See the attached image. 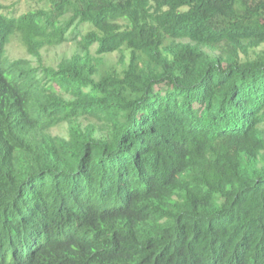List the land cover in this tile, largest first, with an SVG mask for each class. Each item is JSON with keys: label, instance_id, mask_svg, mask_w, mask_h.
<instances>
[{"label": "trees", "instance_id": "obj_1", "mask_svg": "<svg viewBox=\"0 0 264 264\" xmlns=\"http://www.w3.org/2000/svg\"><path fill=\"white\" fill-rule=\"evenodd\" d=\"M15 1L0 264H264V0Z\"/></svg>", "mask_w": 264, "mask_h": 264}, {"label": "rangeland", "instance_id": "obj_2", "mask_svg": "<svg viewBox=\"0 0 264 264\" xmlns=\"http://www.w3.org/2000/svg\"><path fill=\"white\" fill-rule=\"evenodd\" d=\"M6 4H10L13 0H4ZM16 8L18 11H23L24 9H28L30 7L36 6L35 0H18L15 1ZM74 51L73 42L64 43L62 45H58L55 47H51L48 50H43V57L47 63L54 64L57 60H59L62 56H69ZM8 55L11 57H27L34 61L31 55L26 54L21 47L17 44H12L9 46ZM107 59H109L112 63L119 58V52L115 51L106 55ZM61 128H58L56 131H60Z\"/></svg>", "mask_w": 264, "mask_h": 264}]
</instances>
